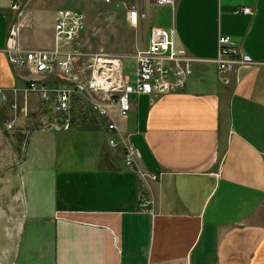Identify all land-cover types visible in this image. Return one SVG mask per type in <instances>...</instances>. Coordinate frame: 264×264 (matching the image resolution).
I'll return each instance as SVG.
<instances>
[{
  "label": "crops",
  "instance_id": "crops-1",
  "mask_svg": "<svg viewBox=\"0 0 264 264\" xmlns=\"http://www.w3.org/2000/svg\"><path fill=\"white\" fill-rule=\"evenodd\" d=\"M14 1L0 0V93L26 82L5 50ZM47 1L26 0L32 27L41 22L22 29L27 48L53 44L63 7L41 21L34 9ZM133 2L148 15L131 25L139 49L161 27L200 61L183 91L134 96L120 126L139 152L134 168L102 130H28L20 186L12 164L0 177V264H264V0ZM221 35L255 61L228 84L214 62ZM5 107L0 96V116ZM40 107L32 96L30 113Z\"/></svg>",
  "mask_w": 264,
  "mask_h": 264
},
{
  "label": "built area",
  "instance_id": "built-area-1",
  "mask_svg": "<svg viewBox=\"0 0 264 264\" xmlns=\"http://www.w3.org/2000/svg\"><path fill=\"white\" fill-rule=\"evenodd\" d=\"M174 1L157 0L161 5L172 4ZM12 7L15 11L20 9L19 4ZM238 10L253 13L248 7ZM128 13L132 25L148 17L145 11L140 12L135 8ZM86 25L85 11L60 9L55 22L54 44L42 49H25L18 45L17 34L12 26L5 49L9 61L20 68H24L23 62L32 63L36 74L46 78L53 76V85L39 83L35 79L24 88L2 90L1 100L16 114L19 109L18 98L23 99L25 104L21 113L27 117L30 114V93H36L43 105L37 117L38 128L62 132L81 129L83 124L92 123L97 130L109 134L110 147L122 145L124 162L134 168L137 166L139 152L130 143L129 136L122 133L119 125L120 120L128 117L132 98L140 94L160 96L183 91L193 73L194 62L200 59L178 48L166 29L153 26L150 28L147 48L132 55L135 65L134 74L130 75L125 67L126 56L86 49L81 42ZM214 62L221 80L226 84L230 83L231 74H238L241 68L255 64L254 60L239 50L237 42L227 35L219 37L218 56ZM45 110H50L51 116H46ZM15 121L14 116L5 123L6 129H13ZM137 170L142 178H157L155 173ZM140 205L144 206L145 202Z\"/></svg>",
  "mask_w": 264,
  "mask_h": 264
},
{
  "label": "rangeland",
  "instance_id": "rangeland-1",
  "mask_svg": "<svg viewBox=\"0 0 264 264\" xmlns=\"http://www.w3.org/2000/svg\"><path fill=\"white\" fill-rule=\"evenodd\" d=\"M14 4H19L22 13L15 10L12 12L13 20L9 27L8 37L10 36L13 26L17 34L16 42L18 45L25 49H42L27 48L21 44L20 37L22 34V29L28 27L32 33L33 30L38 28L37 26H39L41 22L38 21L37 26L35 25L32 27V13L29 10V6L26 5V0H16L13 2L12 6ZM58 7L75 8L85 11L87 13V29L85 32H82L81 42L85 45L86 49L93 51L104 50L113 54H120L124 56L127 55L125 59L126 70L128 74H134L133 66L135 65V62L132 59V55L138 50L142 49L138 48V46H140L141 38L136 33L137 29L132 27L127 20L128 11L132 8H135L133 0H48L47 3L35 8L34 13L39 15L41 21L48 23L53 18L54 10ZM34 35L38 36L37 33ZM34 39H36L34 36L30 37L29 42H36V40L33 41ZM17 104L19 105V109L16 114H14L12 110L10 111L8 109L10 106H8L5 107L7 111L0 116V177L5 175L8 170L13 167H9V164L14 165L23 158V154L27 147L26 136L28 134V130L39 123L37 115H35V113H30L26 117L29 118L27 120V124L29 123L27 125V131L21 132V130L16 129L15 125L17 120H19V116L23 115L21 113V109L25 102H23V99L18 98ZM42 109L43 105L41 104L38 112H41ZM44 112L49 113L51 111L45 110ZM3 116L6 117L4 121L1 119ZM14 116L16 117L14 127L11 130H7L5 123L11 121ZM24 123L26 125V122H22L21 124ZM13 170H15V174L18 176V179H16V185L20 186V168L18 165H14Z\"/></svg>",
  "mask_w": 264,
  "mask_h": 264
},
{
  "label": "bare ground",
  "instance_id": "bare-ground-1",
  "mask_svg": "<svg viewBox=\"0 0 264 264\" xmlns=\"http://www.w3.org/2000/svg\"><path fill=\"white\" fill-rule=\"evenodd\" d=\"M157 1V0H156ZM174 3H175V1H174ZM174 3H172V4H174ZM157 4H158V2H157ZM172 4H164V5H172ZM159 5H161V4H159ZM12 9V11H14V9H13V7L11 8ZM64 9V8H63ZM60 10V9H59ZM58 10V11H59ZM16 11H21L20 9L19 10H16ZM58 13V12H57ZM127 20L129 21V13L127 14ZM132 25V24H131ZM138 25V24H137ZM137 25H132V26H137ZM87 29V28H86ZM86 29H85V31H86ZM149 40H150V35H149ZM8 41V40H7ZM12 44V43H11ZM148 44H149V42H148ZM148 46V45H147ZM10 62V61H9ZM11 63V62H10ZM12 64V63H11ZM23 67L24 68H20V67H17V66H15V65H13L14 66V68H17V69H21V70H24L26 73H27V75L25 76V77H23V79L26 81L25 83H24V85L21 87V88H24V87H26L31 81H33V80H38L39 81V83H41V82H44L45 84H47V85H49V86H52L53 85V76L52 77H43L41 74H36L35 73V69H34V65L32 64V63H30V62H23ZM39 73V72H38ZM36 75L37 76H39V77H36ZM55 75V74H54ZM55 81V80H54ZM19 88V87H18ZM32 96H35V97H37V99L40 101V97L36 94V93H30V96H29V98L31 99V97ZM133 105H134V103H133V98H132V108H131V110L133 109ZM130 110V111H131ZM130 111H129V113H130ZM129 113H128V115H129ZM126 120V119H125ZM124 120H120V122H119V125L121 126V124H122V122H123Z\"/></svg>",
  "mask_w": 264,
  "mask_h": 264
},
{
  "label": "trees",
  "instance_id": "trees-1",
  "mask_svg": "<svg viewBox=\"0 0 264 264\" xmlns=\"http://www.w3.org/2000/svg\"><path fill=\"white\" fill-rule=\"evenodd\" d=\"M5 116L1 117L2 121H4L6 119V117L4 118ZM82 130H97L98 128H96L92 123H90L89 125L87 124H83Z\"/></svg>",
  "mask_w": 264,
  "mask_h": 264
}]
</instances>
